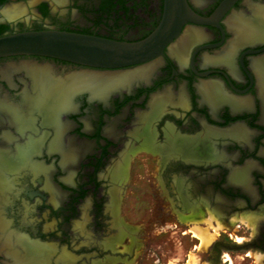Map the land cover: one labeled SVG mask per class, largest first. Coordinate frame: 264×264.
Segmentation results:
<instances>
[{"label":"flooded vegetation","instance_id":"1","mask_svg":"<svg viewBox=\"0 0 264 264\" xmlns=\"http://www.w3.org/2000/svg\"><path fill=\"white\" fill-rule=\"evenodd\" d=\"M186 1L211 21L182 27L178 38L187 28L190 34L184 49H174L176 39L131 74L101 70L102 91L79 88L71 103L50 108V121L42 119L40 100L49 105L58 91L39 95L28 67L49 69L44 78L64 84L84 67L42 56L0 58V148L41 138L32 158L48 169L57 192L53 200L45 174H23L5 217L29 241L53 246L49 264L61 253L69 262L58 264L114 262V245L137 231L119 216L130 173L147 175L152 189L184 212L187 203L205 205L221 221L259 217L245 250L264 253V0ZM11 6L18 11L6 14ZM162 12L163 0H0V37L52 29L135 42L157 27ZM56 132L60 150L49 151ZM214 244L210 264H219L223 247ZM6 257L0 252V264Z\"/></svg>","mask_w":264,"mask_h":264},{"label":"rangeland","instance_id":"2","mask_svg":"<svg viewBox=\"0 0 264 264\" xmlns=\"http://www.w3.org/2000/svg\"><path fill=\"white\" fill-rule=\"evenodd\" d=\"M37 77L43 82V90H56L46 78L44 79L43 74ZM47 84H49L48 87ZM140 177L131 173L127 176L119 203V216L122 222L128 228H135L137 231H134L133 234L128 233L114 245L115 248L113 247L112 252H117V254H112L111 257L114 259L112 264H210L214 242L244 243L257 234L256 224H258L259 217L255 215L252 216L257 218V220L255 218L256 224L254 222V228L251 229L239 219L232 224L226 220L221 221L215 214H212L214 221L212 220L209 226L204 220L209 217L210 213H214L213 210L202 204L199 207L187 203L184 204L186 212L179 210L170 203L169 197L164 191L152 189L149 181L146 180L147 175H143L146 179ZM112 193L115 195L114 188ZM243 212V210L236 212V215ZM257 212L262 211L258 210ZM44 214L43 211L42 215ZM260 214L257 215H264L263 212ZM193 216L201 217V221L198 223L200 227L206 228L209 233H215L214 240L205 249L200 248L199 240L192 236L191 222L181 219H189ZM32 217L36 220L41 219L37 216ZM216 218L222 223V227L217 229H215L218 224ZM131 235L134 236V239ZM253 251L252 249L220 248L219 264H255L253 257L246 255L248 252L253 254ZM260 255H262L261 264H264V253ZM6 258L3 259V264Z\"/></svg>","mask_w":264,"mask_h":264},{"label":"bare ground","instance_id":"3","mask_svg":"<svg viewBox=\"0 0 264 264\" xmlns=\"http://www.w3.org/2000/svg\"><path fill=\"white\" fill-rule=\"evenodd\" d=\"M17 11L18 9L12 6L5 9L6 14H14V12ZM188 40H190V34H189V29L187 28L184 34L181 35V37L177 38V42L173 46L174 49L175 50L177 49L178 51L184 49L188 43ZM47 73H49V69L28 67V74L32 76L35 82V87L39 88V95H42L43 97L47 94V91H45V89L44 90L42 89L43 82H41L37 76H40L41 74L44 75ZM104 77L105 74L80 71L71 74L70 80L65 84L62 81L55 80L53 79V77H51L49 83L51 86L55 87L56 91H58V96L56 98L47 97L48 98L47 100L50 103L49 105H45L46 103L44 102L46 99L40 100V102L43 103L40 106L42 107L40 111L42 114L43 121H47V120L50 121L51 119H54V114L51 112L50 108L53 107L61 108L64 105L71 103L73 101L72 100L73 95H75L80 90L79 88L84 89L86 86L89 87L91 86L92 88L94 86L93 87L94 89L91 90L93 94L95 93L97 94L101 92L102 90L99 87L102 85L100 83L104 81ZM98 84L100 85L98 86ZM48 85L49 84H47V87ZM55 134H56L55 137H53V139L48 143L47 149L49 151L60 150L59 144L57 143L59 132H56ZM42 143L43 140L41 138H37L36 140H32V141L28 139L25 146H16L14 150H5L4 148H0V252L4 253L7 256V258L4 260V264H49L50 262V255L53 252V246L49 244H41L34 240L29 241L27 239L26 233L24 234L19 231H14V229L11 230L9 228L10 219L7 220L5 217L6 215L5 209L7 208V205L11 204L13 198H16L19 193V189L15 187V183L18 181V177L23 174L24 175L29 174L30 176H32V178L36 177L40 173L45 174V183L43 186L45 189L49 191L51 198L53 200L57 199V196H55L57 192L56 193L54 192L55 189H53V187L50 185L49 182L48 169L43 165H41L40 162L35 161L32 158V156L35 153H39ZM62 157L63 158L61 159V164L63 165L68 160V156L62 154ZM113 174H115V172ZM68 178L69 176L67 177V179L66 178L65 179L68 180ZM23 205H24L22 212L23 216L20 219L22 223L26 222L27 224V222H29L26 220V218H28L27 215L29 214L28 212L29 208L27 207L26 204ZM212 214L214 213H210L207 219L204 218L205 219L204 221L209 226L211 225V221L213 220L212 218L214 217ZM252 215L244 214L238 218L234 217L230 219V222L233 224V222L235 223V220L239 219V221H241L243 224H245L246 226H248V228L251 229L254 226V222L256 218ZM193 217L195 218V216ZM193 217L189 219L186 218H181V219L186 222L187 220L191 222L190 224H192V227L190 228V231L192 232V236L199 240V247L205 249L214 240L215 233H209L206 228H202L198 225L199 221H201V217H197L195 219ZM217 223L218 224L217 226H215V229H217L218 227L219 228L222 227L221 222L217 220ZM20 247L22 248L21 254L18 253L19 252L18 248ZM59 252L61 253L62 250ZM66 254L65 253L59 254L55 258L56 262L59 261V262L68 263L69 256ZM249 255L253 257L255 264H261L262 255L256 253L252 254L251 252H248V256Z\"/></svg>","mask_w":264,"mask_h":264},{"label":"water","instance_id":"4","mask_svg":"<svg viewBox=\"0 0 264 264\" xmlns=\"http://www.w3.org/2000/svg\"><path fill=\"white\" fill-rule=\"evenodd\" d=\"M210 21V18L194 13L186 0H163V12L157 27L141 40L125 42L52 29L22 31L0 37V58L42 56L84 67L80 70L82 72L122 70L131 74L135 71L134 66L158 59L163 50L178 38L184 25ZM217 245L230 250L250 247L249 242H215L214 246ZM213 264H217V259Z\"/></svg>","mask_w":264,"mask_h":264}]
</instances>
